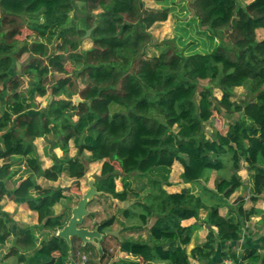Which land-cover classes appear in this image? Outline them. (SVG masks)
Here are the masks:
<instances>
[{
	"label": "trees",
	"instance_id": "1",
	"mask_svg": "<svg viewBox=\"0 0 264 264\" xmlns=\"http://www.w3.org/2000/svg\"><path fill=\"white\" fill-rule=\"evenodd\" d=\"M81 1L87 12L82 23L75 24L77 15H71L75 0H0V179L16 174L14 166L25 164L32 176L16 187L14 196L34 201L39 227L53 232L39 245L33 229L20 233L17 245L31 254L20 255L19 260L44 264L55 258L53 264H82L76 260L77 251L84 260L97 257L93 242L79 244L77 250L81 239L74 237L68 243L57 235L70 219V208L54 212L57 203L71 200L63 188L43 189L34 180L39 176L55 182L65 174L77 180L78 190L79 180L88 171L81 162L85 152L90 153V162L104 161L102 176L110 174L95 182L100 197L126 200L130 191L134 192L129 177L135 173L147 177L152 187L144 200L135 204L143 221L155 218L150 228L152 243L125 240L121 246L124 252L139 253L147 264L156 258L169 264H191V256L210 258L218 239L238 240L241 219L259 212L240 206L237 214L220 213L226 199L245 185L239 174L243 162L251 173L253 193H264V38H257V30L264 29V0L245 6L239 0H191L196 19L212 33V42L219 32L229 31L236 50L230 52L218 45L211 51L183 55L166 49L150 58L145 56L152 41L148 29L166 21L168 10L148 9L144 0ZM97 9L101 11L94 13ZM90 28L93 46L80 50L78 37ZM24 29L36 39L19 45ZM55 40H59L57 49L68 52L75 66L71 74L63 54L53 56L49 51ZM19 53L28 55L22 69L18 67ZM52 69L65 74L49 85L56 98L34 110L36 96L48 93ZM21 74L29 78L27 94L19 90ZM119 75L120 81L115 83ZM77 80L84 82L82 87L77 86ZM197 80H208L223 89L218 103L230 115L236 107L233 88L248 86L252 98L242 104L240 118L225 134L216 132L209 138L204 133V123L213 119L212 90H199ZM77 94L81 101L75 103ZM44 136L55 141L54 149L63 151V158H58L47 149L55 161L46 169L35 155V141ZM71 142L77 149L75 157L69 156ZM175 162L183 166V183L207 181L212 171L224 170L227 163L232 174L215 180V190L205 188L215 200L208 203L190 189L169 193L164 188L163 184L170 185ZM119 173H125L122 191L117 186ZM3 196L0 184V199ZM202 209L208 210L204 219L209 225L207 240L188 253L186 245L193 228L183 226L182 221L200 218ZM124 213L133 215L131 209ZM117 222L118 217L112 215L98 224L99 231L104 234ZM9 235L0 219V243ZM224 256L240 264L236 253ZM252 257L259 259L256 250Z\"/></svg>",
	"mask_w": 264,
	"mask_h": 264
},
{
	"label": "rangeland",
	"instance_id": "2",
	"mask_svg": "<svg viewBox=\"0 0 264 264\" xmlns=\"http://www.w3.org/2000/svg\"><path fill=\"white\" fill-rule=\"evenodd\" d=\"M191 0H166L165 2H154L151 0H144V7L148 9H156V10H163L166 9L169 12V17L166 21L158 22L154 24L151 28L148 29V32L150 33L152 37V41L148 44V46L145 49V56L147 58L154 57L156 55H159L162 51L166 49H171L175 52H179L183 55H188L192 52L199 51V52H206L211 51L215 49L218 45H224L226 46L230 52L235 51L236 48L234 47L231 38L229 37V31H221L217 34L215 37V41L212 42L210 39V36L212 33L202 27L199 23V21L196 19L195 12L191 8ZM253 0H239V4L242 6H245L246 4L250 3ZM76 2V9L74 12L71 13V15H77L76 22L81 24L82 19L85 15L86 8L84 6V3L81 0H75ZM101 11V9H97L94 11V13H97ZM81 26V25H79ZM82 28V27H80ZM257 38L263 39L264 38V29H258L257 30ZM36 39L35 35L31 34V32L28 29H24L22 35L18 37L19 45H23L24 43H32ZM80 40V50H88L93 46V42L90 39V36L80 35L78 37ZM59 40H55L52 44L49 45V51L53 56L57 54H63L65 58V65L67 67V70L70 72L75 69L74 64L71 60L68 59V52L66 51H59L57 49V44ZM18 59V67L22 69L23 62H26L28 59L27 54L19 53L17 54ZM77 72V71H76ZM75 72V73H76ZM71 74V73H70ZM20 80H22V86L19 89L20 91H24V93L27 92V88L29 86V78L26 75H20ZM65 74L60 73L58 71H55L52 69V71L48 75L49 82L47 83L48 87V93L46 96H40L37 95L34 102H33V109L34 110H41L42 108L46 107V105L51 102L52 99L56 98L51 93V88L49 85L59 79L64 77ZM115 83H118L120 81V75L117 76L115 79ZM198 82V89L200 90L202 87H210L212 90V96H211V102H212V108H213V119L211 121L205 122L203 125V131L205 134H207V137L213 138L216 132H220L221 134H225L228 130L229 125L234 122L235 120L239 119L242 112V104L246 102L247 100L251 99V93L249 91V88L247 85L239 84L233 88L232 92V100L235 103V113L232 115L225 112V110L219 105L218 101L222 98L223 89L216 83H211L210 81H202L197 80ZM83 83L81 80H77L76 84L78 87H82ZM80 98V96L77 94L74 96V102L77 103L76 98ZM58 98V97H57ZM59 98H63L59 97ZM76 119V118H75ZM2 134V133H1ZM38 142L37 148H39V151L41 153V157L46 158L48 161L45 160V162H41L43 168L47 167L49 168L55 161V158H49L47 149L49 147V143H47L43 138H38L35 143ZM52 152H56L60 158H63V151L60 148L55 149ZM51 152V153H52ZM77 153V149L74 146V144L71 142L70 146V154L69 156H74ZM75 157V156H74ZM81 162L84 164L88 171L86 175L79 180L80 182V188L77 190L75 187L74 181L66 176L65 174H62L58 181L56 182L57 186H68L69 189V196L72 197V200L74 202H70V205H74L78 203L79 198L82 196L78 192L81 190V187H89L88 183L90 180H93V175L98 174L101 175L102 165L104 161H97V162H90L89 161V155L86 153L81 157ZM19 168V169H18ZM14 169H17L18 171L22 169L23 167H14ZM118 170H120L119 165L117 167ZM13 170V169H12ZM183 171V166L179 162H175V164L172 167L171 173L169 175V182L171 184L172 180V187L166 186L163 184L164 188L167 190H175V191H183L187 189V187H191L192 184L189 183H183L181 179V172ZM248 169L246 166V163H242V168L239 172L241 176L245 181V185L238 189L230 198L226 199V204H230L229 206L223 205L220 208L221 211H224L228 209V212H231L233 214H237V210H230L231 207L237 208L239 205L241 206V203L245 202H252V196L254 195L253 189L250 186L252 184V181L250 179V175H248ZM232 174V168L230 163H227V166L222 171H212L207 181H202L204 183H201L205 185L204 189L201 191L202 188H199L198 185L193 184V190L192 193L198 196H202L205 201L208 203L214 202V198L209 195V193L205 192V188L211 187L215 190V180L220 179L222 177H229ZM125 175L122 173H119V177L117 178V186L118 190H123V178ZM129 180L131 181V184H133V190L134 192L129 193L127 201H124L123 204L121 203V206H125L124 208L120 207L118 204L115 203V201L112 198H106V197H100L99 199L93 200L94 202L91 206L88 207V213L89 210L92 209L93 206L96 207V211H93V215L91 218L90 213L86 216V222L83 226L90 230H94L95 227L102 221L108 219L112 215H116L121 220H127L126 216L124 215V211L126 208L130 209L133 205V203H136V201H143L145 196L148 194L147 190L151 186L148 184V178L144 176H138L136 173L131 174L129 177ZM53 184V183H52ZM247 186L248 188H246ZM251 189H250V188ZM152 188V187H151ZM249 189V190H248ZM138 193V194H137ZM76 201V203H75ZM244 201V202H243ZM65 202V201H64ZM66 203V202H65ZM74 203V204H73ZM236 204V205H235ZM64 203L62 205L61 211L63 212L65 206ZM75 207V206H74ZM242 207L243 204H242ZM252 209V208H251ZM91 212V211H90ZM71 212H68L70 214ZM208 210L202 209L200 211V214L207 215ZM222 214V213H221ZM225 215V214H222ZM94 217V218H93ZM71 218V216H70ZM155 218H151L150 221L153 223ZM96 240V239H95ZM82 242V241H81ZM81 242L76 243V248L78 250L79 244ZM89 259L84 260L81 257V254L76 255V260L78 262H81L82 264H92L94 262V258L88 257Z\"/></svg>",
	"mask_w": 264,
	"mask_h": 264
},
{
	"label": "crops",
	"instance_id": "3",
	"mask_svg": "<svg viewBox=\"0 0 264 264\" xmlns=\"http://www.w3.org/2000/svg\"><path fill=\"white\" fill-rule=\"evenodd\" d=\"M35 145H36L35 155L40 158L41 162H45V160L48 161L46 158L41 157L39 148H37L38 142H36ZM48 151L50 153L52 152L50 151L49 147H48ZM53 153H55L58 158L61 157L56 152ZM85 153L87 155H90L89 152H85ZM51 155L52 154L50 155L48 154L49 158H52ZM74 156H76V154ZM1 164L2 163H0V165ZM18 166L19 165H16L14 167H18ZM14 167H13V171L17 172L16 174L12 175L11 177L0 179L1 189L4 192V196L0 199V219H3V223L7 225V228L10 233L6 242L0 243V264H28L27 262H21L19 260V256L20 255L28 256L31 254V250H25L17 245V238L20 233L25 231V229L30 228L34 230L35 235L38 238V245L40 241H42L44 238L48 237L51 233H53L52 231L50 232L49 230L41 229L39 227V213L37 211L34 201H27L22 198H15L14 191L16 187H18V185L23 181H25L26 179L30 178L32 176L31 175L32 172H28L25 164L19 166V167H23L24 169L23 171H21L22 169L18 171L17 169H14ZM46 168L47 167L43 169ZM247 172L248 175L251 174L249 170ZM242 177L244 178L246 176H242ZM34 180L43 189L63 188L64 193L71 199V200L63 199L60 203H57L54 206L55 214H60L62 212L61 209L63 203L65 206L64 210L70 208L69 212H71L74 206H76V204L74 203L73 206L70 205V202H74V201L72 200V197L68 195L70 194L68 186H57L56 182L49 181L44 177H39V176H34ZM202 181L198 184H195L198 185L199 188H202L200 192H202V190L205 187V185L201 184L204 183ZM74 183L77 182L74 181ZM250 186L252 187V184H250ZM169 187L170 188L172 187V180ZM245 187L248 188L247 186ZM88 188L89 187L83 186L81 187V190L78 193L83 195L88 190ZM208 188L213 189L211 187ZM187 189H190L192 192L193 184L191 187H187ZM149 191H151V188H148L147 193ZM167 191L169 193L181 192V191L169 190V188H167ZM33 197L35 199L38 197V193L36 191L33 192ZM99 198L100 195L95 196L93 200ZM112 199L121 208L125 207V206H121V203L123 204L124 201L129 200L128 198L126 200H120L115 197H113ZM92 201L88 204V207L94 203ZM138 202L139 201L133 203L132 204L133 206L130 208L133 213L131 217H126L127 220H121L118 217V222L114 224L110 229H108L104 233L103 237H101V239L94 240L93 243L97 247V257L94 259V262L92 264H113V263L132 264L134 262L138 264H147V262L143 259L141 255H139V253L128 254L122 250L123 248H121L122 242L129 239L130 240L132 239L133 241H137L140 243H147L149 245H151L152 243V239L150 236V228L153 225V223H151L150 221L151 218L147 219V221H143L139 217L140 210L138 205H135ZM242 204L245 209L255 208L259 212L253 215L252 217H250V219L247 220L241 219L242 231L239 236V239L238 240L218 239L216 241L215 250L213 254L210 256V258L203 259L198 256H191L190 257L191 264H221L225 259H227V257L224 256V254H231V253L237 254L240 260V264L262 263L264 257V193L261 195L254 194L252 196V202L247 201L245 203H241V206ZM229 205L230 204H226L225 206H229ZM239 207L240 205L237 208L231 207L230 210L238 211ZM228 209L221 211V213L227 214ZM93 211H96L95 206H93L92 209L89 210V213L92 214ZM71 215L72 214L70 213V216ZM124 215L126 216V213H124ZM205 218L206 215L200 214V218L198 219L190 218L182 221L183 226H191L193 228L191 241L186 245V249L188 253H191L196 246L205 243V241L207 240L209 225L204 223ZM85 222H86V218H85ZM213 229L214 232L217 234V228L214 227ZM80 244H84V242L82 241ZM253 250H256V255L259 256V259H254L252 257ZM150 262L151 264H169L168 261H163L160 258H156Z\"/></svg>",
	"mask_w": 264,
	"mask_h": 264
},
{
	"label": "water",
	"instance_id": "4",
	"mask_svg": "<svg viewBox=\"0 0 264 264\" xmlns=\"http://www.w3.org/2000/svg\"><path fill=\"white\" fill-rule=\"evenodd\" d=\"M93 28H90L86 32V36H90ZM77 102L81 101L80 98H76ZM43 139L49 143L50 151L54 150L55 141L49 139L47 136H44ZM125 175V173H122ZM110 174L106 175H93V180H90L88 185V190L79 198L77 205L71 211V218L68 220L67 224L57 232V235L66 239L68 243L71 242V239L77 237L81 239L84 243L86 242H94L95 239H101L103 237V233L99 231V225L95 227L94 230H90L86 228L84 225L85 218L89 214L88 213V204L94 199L95 196L101 194L97 190L95 186L96 181H101L109 177ZM77 182V180H75ZM55 258H53L50 262L44 264H53Z\"/></svg>",
	"mask_w": 264,
	"mask_h": 264
},
{
	"label": "built area",
	"instance_id": "5",
	"mask_svg": "<svg viewBox=\"0 0 264 264\" xmlns=\"http://www.w3.org/2000/svg\"><path fill=\"white\" fill-rule=\"evenodd\" d=\"M86 257L84 256V259H85ZM221 264H236L233 260H231V259H225Z\"/></svg>",
	"mask_w": 264,
	"mask_h": 264
}]
</instances>
